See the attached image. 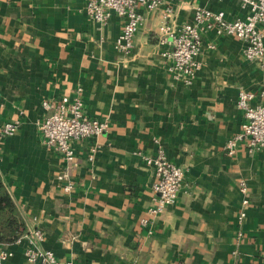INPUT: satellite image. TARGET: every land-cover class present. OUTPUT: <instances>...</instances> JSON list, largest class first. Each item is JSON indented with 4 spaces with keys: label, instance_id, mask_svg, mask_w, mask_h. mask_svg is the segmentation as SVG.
Wrapping results in <instances>:
<instances>
[{
    "label": "crops",
    "instance_id": "1",
    "mask_svg": "<svg viewBox=\"0 0 264 264\" xmlns=\"http://www.w3.org/2000/svg\"><path fill=\"white\" fill-rule=\"evenodd\" d=\"M198 8L228 20L250 12L241 0L141 6L126 54L115 46L125 22L118 14L102 23L85 0H0V122L18 123L2 141L0 175L19 219L18 235L0 240V253L12 252L0 264H39L26 256L30 239L16 240L22 229L42 230L40 248L77 264H264V146L225 150L245 118L240 91L261 100L264 54L248 59L243 39L207 29L198 68L176 76L158 33L167 22H193ZM77 94L109 128L74 140L68 162L46 146L40 123L50 113L45 100ZM160 149L184 182L177 201L143 225L157 177L139 152ZM63 172L75 181L71 191Z\"/></svg>",
    "mask_w": 264,
    "mask_h": 264
},
{
    "label": "built area",
    "instance_id": "2",
    "mask_svg": "<svg viewBox=\"0 0 264 264\" xmlns=\"http://www.w3.org/2000/svg\"><path fill=\"white\" fill-rule=\"evenodd\" d=\"M176 0H85L86 10L90 17L98 22H106L115 13L125 18L123 29L116 40V48L126 54L134 47L136 34L144 19L140 7L156 9L162 5H169ZM248 6L250 12L244 19L228 20L223 11H213L208 8H198L194 14V21L183 23L176 27L164 23L160 27L159 42L168 45L164 55L173 61L172 69L176 76L181 75L189 79L198 68L196 56L202 48V33L207 29H214L218 34L234 35L246 42L244 54L248 59H255L264 54V0H241ZM170 10V7H167ZM261 100L255 102L257 94L252 91L241 90L238 105L244 110V121L241 129L225 144V150L233 155L239 143H245L249 153H255L264 146V86L259 93ZM44 107L50 111L40 123L44 143L50 149L60 153L68 162H73L76 151L72 144L74 140L91 139L105 133L109 128L108 121L86 114L80 94L75 96L63 95L56 100H45ZM17 121L0 122V150L5 137L16 132ZM145 162L152 166L156 173L153 189L156 194L155 204L148 209L149 216L142 219L147 225L154 217L177 201L184 182V170L168 159L163 149L156 155H144L139 152ZM65 183L64 189L74 188V179L66 172L59 175ZM240 190L245 194L248 187L241 182ZM249 202L245 196L243 204ZM244 210L239 215V221L245 217ZM17 241L28 237L31 246L26 250L29 261L39 264H77L73 260L62 261L49 249L38 246L44 239L40 229L20 230ZM1 240V239H0ZM12 255L10 251L0 253L4 260ZM176 264H184L178 262Z\"/></svg>",
    "mask_w": 264,
    "mask_h": 264
},
{
    "label": "trees",
    "instance_id": "3",
    "mask_svg": "<svg viewBox=\"0 0 264 264\" xmlns=\"http://www.w3.org/2000/svg\"><path fill=\"white\" fill-rule=\"evenodd\" d=\"M19 219L15 205L8 195L0 175V239H14L18 235Z\"/></svg>",
    "mask_w": 264,
    "mask_h": 264
}]
</instances>
